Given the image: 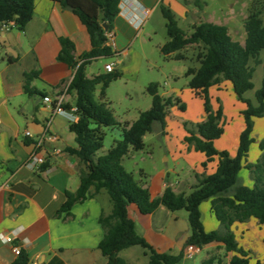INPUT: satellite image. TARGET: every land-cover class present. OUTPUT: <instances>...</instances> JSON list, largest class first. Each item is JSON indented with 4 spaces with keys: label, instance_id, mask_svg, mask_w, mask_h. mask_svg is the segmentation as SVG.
Instances as JSON below:
<instances>
[{
    "label": "crops",
    "instance_id": "1",
    "mask_svg": "<svg viewBox=\"0 0 264 264\" xmlns=\"http://www.w3.org/2000/svg\"><path fill=\"white\" fill-rule=\"evenodd\" d=\"M124 2L125 6L120 9L112 28L116 42V48L113 49L115 59L105 63H114V67L119 65L122 72L138 70L147 58L134 45L138 40H151L158 22L166 24L161 5L169 6L176 14L179 25L183 21L188 26L189 33L195 24L213 22L226 25L231 37L245 44L247 34L244 21L251 0H231L229 8L221 7L214 11H208L206 3L203 8H199L187 0ZM144 9L150 10L147 17ZM134 17L143 20V23L138 26ZM63 38L73 42L76 59L91 50V36L85 25L70 9L63 8L54 0H36L34 16L22 32L16 27L4 30L0 24V236L13 235L15 244L28 257V264H109L99 248L105 235L100 217L103 212L110 213L112 210L108 194L101 190L93 196L88 195L72 206L70 214L60 211L66 202L67 192L77 191L80 174L86 170L85 165L67 150L77 145L75 133L70 130L71 121L65 115H54L55 102L45 103L43 99L50 96L56 101L61 97L64 109L70 111L76 107V94L69 90L75 70L58 59ZM260 59L264 61L261 55ZM105 65L103 69L107 72ZM33 70L39 73L32 81V87L38 93L29 95L24 89V73ZM256 73L257 69L254 77ZM260 77L262 81L263 72ZM191 92L194 94L192 89ZM210 95L212 100L216 97L218 102L223 101L222 106L225 95H228L236 106L238 125L234 130L231 129L228 144L215 142L218 150H227L235 156L240 134L245 127L241 111L246 105L238 99L232 83L227 80L212 86ZM247 98L256 103L251 96ZM27 131L30 132L29 136L26 135ZM258 132L260 135L256 136ZM226 134L228 131L225 128L223 136ZM48 135H54L56 139L49 140ZM253 137L255 142L248 156L250 163H255L261 155L259 142L264 138V117L255 119ZM121 138V127L107 128L103 153ZM192 151L197 152L194 149ZM33 153L46 159L49 164L46 170L42 167L32 170L26 165ZM192 156L188 167L193 171L195 179L172 182L163 177L161 184H149L144 180L146 173L143 172L144 177L140 179L148 188L151 198L161 196L167 186L176 192L189 193L197 183V174L215 172L216 161L208 163L207 168L201 171L199 164L203 165L207 157L201 152ZM239 176L243 185L253 186L246 169H242ZM200 209L206 231L221 228L211 211L210 201L203 202ZM128 212L136 224L137 233L158 252L182 254L179 264H194L192 259L184 257L191 232L188 214L181 216L180 213H170L163 206L152 214H143L134 204L128 207ZM177 224L182 225L177 227ZM252 230L257 232L255 238L264 242V226L257 219L251 218L247 222H236L233 225L239 245L251 252L252 262L264 261V257L253 256L252 249L256 244L249 235ZM218 246L221 247L213 243L203 249L210 251ZM119 255L128 263L136 264L135 260L147 253L133 246L121 251ZM17 257L12 246L5 244L0 237V264H12Z\"/></svg>",
    "mask_w": 264,
    "mask_h": 264
},
{
    "label": "trees",
    "instance_id": "2",
    "mask_svg": "<svg viewBox=\"0 0 264 264\" xmlns=\"http://www.w3.org/2000/svg\"><path fill=\"white\" fill-rule=\"evenodd\" d=\"M63 8L70 9L79 17L91 36V50L78 59L74 56L75 46L68 38L61 39V51L58 59L75 70L69 90L76 94L77 121L70 123V130L75 133L76 147L68 152L75 155L85 165L86 170L80 174V186L76 192H67L66 202L61 212L70 214L72 206L104 190L112 203L110 213L103 212L100 223L105 235L99 248L108 259L109 264H130L119 254L133 246H141L149 255V264H179L182 254L158 252L136 230V224L130 218L128 207L136 205L141 213L152 214L161 206L169 211L186 210L191 228L187 245L203 249L218 243L229 256L228 264H264V261L252 262L251 252L239 245L233 225L247 222L251 218L264 226V139L260 142L262 154L257 162L248 161L251 145L255 142L253 131L255 119L264 117V61L260 59L264 50V0H251L248 16L244 21L246 41L242 45L235 41L226 25L213 22L195 24L190 33L180 27L176 14L169 6L161 5L166 21L168 40L160 46L166 59L194 62L186 76L190 77L189 87L195 96L203 100L205 119L193 128H186L185 141L191 149L204 153V169L208 163L217 162L212 174H197V183L189 193L176 192L167 186L163 194L151 198L150 192L133 172L123 165V159L133 151L145 148L144 137L158 123L164 131L169 109L178 106L185 111V104L180 99L164 97L159 93V84L151 82L146 87L152 98L151 107L140 112L132 122H121L105 100L106 90L114 80L121 77V72H101L89 77L87 66L99 58H112L115 53L107 45V31H112L113 23L119 14L121 0H54ZM203 8L202 0H187ZM36 0H0V24L14 22L19 31H24L35 12ZM107 23L108 30L104 28ZM197 49L196 55L186 54L188 48ZM263 65L261 86L255 91L254 103L245 94L255 88L253 81L256 66ZM39 75L36 70L24 73V89L29 95L37 94L32 81ZM230 81L238 99L246 108L241 111L245 127L241 132L238 150L232 156L227 150H218L215 140L225 132L223 125L224 109L220 104L217 109L212 104L210 88L223 81ZM102 85L101 99H97L96 89ZM121 127L122 138L114 141L104 153L106 128ZM49 167L47 162L43 170ZM242 169L249 171L253 186L243 185L239 173ZM210 201L211 211L219 221L221 228L206 231L202 222L201 205ZM24 252L12 264H28ZM223 258L212 255L202 264H222Z\"/></svg>",
    "mask_w": 264,
    "mask_h": 264
},
{
    "label": "rangeland",
    "instance_id": "3",
    "mask_svg": "<svg viewBox=\"0 0 264 264\" xmlns=\"http://www.w3.org/2000/svg\"><path fill=\"white\" fill-rule=\"evenodd\" d=\"M202 1L208 5V11H214L221 7L225 9L229 8V4L231 3V0ZM180 26L185 32L189 33V28L183 21L180 22ZM155 28L156 33L152 35L151 40L148 38L145 42H143V40H138L134 45L137 51L147 57L143 60L138 70L135 69L133 71L122 72L119 65L115 66V70L121 72V77L111 82L106 90L105 100L109 103L110 108L118 119L130 121L136 120L140 112L146 111L151 107L152 98L146 91V87L151 82L159 84V93L162 96H171L174 99H180L185 104L186 110L182 111L176 105L171 107L166 118V127L164 131L158 123H155L153 130L144 137L145 148L140 151L131 150L123 159V165L127 170L133 172L135 177L139 180L144 177L142 174L145 172L146 179L144 180L149 184H161L163 177H166L172 182L176 180L186 181V179H195L193 171L189 170L188 163L193 157L192 155H195L197 152H193V149H191L185 141V137L188 135L186 128H193L197 123L202 122L205 119V112L203 100L200 97L194 96L191 92V88L189 87L190 77L186 76V72L190 65H198L189 61L166 59L160 51V46L169 39L166 25H164L163 22L162 24L158 22L155 24ZM15 31L14 29V32ZM196 53L197 49L194 47H190L186 51V54L193 58ZM261 56L264 57V52H262ZM114 59L115 57L94 60L87 66V74L89 76H94L104 72L103 67L105 63ZM135 65L134 63V66ZM256 69L257 73L253 79L256 87L245 94L251 96L253 100H255V91L261 86L262 81L260 76L263 72V67L259 65L256 66ZM101 89L102 85H98L96 89L97 99H101ZM222 102L223 101L218 102L216 97L212 100L215 109H217ZM233 104L229 96L225 95L223 103V108L225 110L223 125L228 131V134L215 140V142L219 141V144H228V137L230 138L231 136V129L234 130L238 125L239 116L235 114L236 106ZM259 135V132L256 133V136ZM106 144L108 145V142ZM102 153L103 150L99 152V155ZM166 158H168V160ZM199 167L201 171L204 170L202 164H199ZM246 171L249 173L247 169ZM172 212L173 211H170V213ZM175 212L178 214L180 213L181 216L188 214L184 209ZM256 233L255 230L249 233L251 241L256 244V247L252 249L253 256L254 258H257V256L263 258L264 242L255 238L254 235ZM137 247L146 252L141 246ZM206 255L207 257L212 255L222 257V264H228L230 258V255L226 257L224 249L218 246L213 247L210 251L201 249L192 261H194V264H202ZM135 263L149 264V255H141L137 261L135 260Z\"/></svg>",
    "mask_w": 264,
    "mask_h": 264
},
{
    "label": "built area",
    "instance_id": "4",
    "mask_svg": "<svg viewBox=\"0 0 264 264\" xmlns=\"http://www.w3.org/2000/svg\"><path fill=\"white\" fill-rule=\"evenodd\" d=\"M125 6V2L124 0L120 1V5L119 8L123 9ZM150 14V10L148 9H144V15L147 17ZM133 20H135V22L138 23V26H140L143 23V20L138 19L137 17H134ZM15 27V23L14 22H9V23H5L2 24V29L4 30H10L11 28ZM107 45H109L112 50L116 48V42H115V33L113 31H107ZM115 69L114 67V63H108L105 65V70L107 72H112ZM44 102L45 103H54V108H53V114H60V115H65L69 121L74 122L77 121L79 116L77 114V108L74 107L72 108L70 111L66 110L63 108L62 106V98L58 97L56 101H54L50 96H45L44 98ZM50 125V123H49ZM26 135L29 136L30 132L27 131ZM48 139L49 140H55L56 137L54 135H48ZM46 162V159L43 156H39L36 153L31 154V156L29 157V159L26 162V165L28 167H30L32 170H38L39 168H41L44 163ZM2 238V241L5 244H9L12 246V250L14 252L15 255H20L21 248L15 244V239L13 237V235H1L0 236ZM201 250V248H199L198 246L195 245H187L185 247L184 250V257H186L187 259H193L197 253H199Z\"/></svg>",
    "mask_w": 264,
    "mask_h": 264
},
{
    "label": "water",
    "instance_id": "5",
    "mask_svg": "<svg viewBox=\"0 0 264 264\" xmlns=\"http://www.w3.org/2000/svg\"><path fill=\"white\" fill-rule=\"evenodd\" d=\"M104 28H105L106 30H108V25H107V23H104Z\"/></svg>",
    "mask_w": 264,
    "mask_h": 264
}]
</instances>
